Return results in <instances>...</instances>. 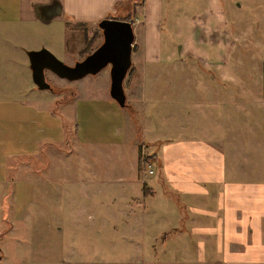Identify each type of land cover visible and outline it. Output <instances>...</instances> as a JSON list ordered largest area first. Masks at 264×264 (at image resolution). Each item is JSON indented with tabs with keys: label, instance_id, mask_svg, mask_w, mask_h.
Returning a JSON list of instances; mask_svg holds the SVG:
<instances>
[{
	"label": "crops",
	"instance_id": "1",
	"mask_svg": "<svg viewBox=\"0 0 264 264\" xmlns=\"http://www.w3.org/2000/svg\"><path fill=\"white\" fill-rule=\"evenodd\" d=\"M137 1L0 0V238L7 237L0 264L71 262L72 244L62 255V236L88 242L81 232L89 228L110 247L134 251L99 258L108 264H264V86L261 107L230 118L223 135L201 125V133L165 136L155 116L176 114L179 94L189 91L174 83L179 70L161 86L127 78L124 106L111 93L85 104L77 100L82 88H41L33 79L30 50L73 51L75 60L84 47L77 22L126 17ZM155 1L145 17L148 61L162 52ZM136 71L142 78L148 70ZM132 89L141 92L140 107ZM81 113L90 134L79 133ZM100 114L101 130L110 132L95 137ZM142 142L157 162L152 173L141 164Z\"/></svg>",
	"mask_w": 264,
	"mask_h": 264
},
{
	"label": "rangeland",
	"instance_id": "2",
	"mask_svg": "<svg viewBox=\"0 0 264 264\" xmlns=\"http://www.w3.org/2000/svg\"><path fill=\"white\" fill-rule=\"evenodd\" d=\"M147 1L145 5L142 4V0L135 2L129 14L134 13L132 20L136 47L133 46L132 67L134 71L128 72L124 86L127 78L138 82V85L156 83L161 86V84L164 85L165 80L170 82V77L167 78L166 74L169 70H179L180 73L174 75L176 78L174 83L183 85L189 90L188 92L182 91L184 94H179L177 102H180L181 107H174L176 114L167 116V118L155 116L159 124L157 126L159 133L165 136L197 134L201 133L199 126L205 125L207 131L218 127L219 134L223 135L222 126L223 128L224 125L228 127L230 118L246 117L253 110L261 107L258 101L262 99L261 85L262 88L264 86V0H157V6L161 8L162 15L158 45L162 52L159 60H149L152 62H149L145 55V17L156 1ZM157 6L155 8L158 14ZM110 16L113 15L105 17ZM86 28L90 35L95 30H99L100 34L93 43L94 48L97 47L103 41V31L99 22L87 24ZM86 28L80 29L78 46L85 45ZM60 45L62 48H68L64 44V35L60 39ZM86 54L88 53L78 50L75 60L73 51L69 55L61 52L57 56L63 61L70 57L71 64H74ZM110 67L111 65L108 64L97 73H89L76 79H67L54 74L53 79L47 78V80L59 86L60 89L82 88L77 100L86 104L87 100H104L108 96L111 98L107 88L111 83ZM137 69L138 71L145 69V71L148 70L147 73L151 71L155 74L147 76L144 72L146 75L141 78ZM154 69L159 73L164 71L165 75L156 74ZM140 93L138 89L130 91L131 99L138 107L143 103ZM163 94H165L164 90L159 94V99V96L156 97L155 104L161 106L164 103ZM162 99L163 101L159 102ZM83 103H80L81 111L85 106ZM182 107L186 108L182 109ZM232 111L236 114L231 113ZM129 112L132 114L135 111L131 109ZM135 115L138 116L137 112ZM104 117L102 114L96 117L101 123L98 129L95 128V133L93 132L95 137L96 135L102 137L110 132L101 130ZM213 117L216 118L215 121ZM84 119L85 114L81 113L82 125L79 133L90 134L91 132L85 129L87 126ZM166 124L170 128L173 126L174 129L163 132L162 127ZM153 132L156 135L155 130ZM150 149L154 147L150 146ZM140 154L141 164H144L147 172L152 173L148 169H155L157 162L144 142L140 146ZM148 163H151L150 167ZM92 230L89 228L86 232H81L88 233V242H85L81 236H79L80 241L77 239V242H72L73 235L62 236L65 242L62 245V255L66 253L65 250L69 249V243L72 244L71 262L66 264H108L99 258H104V260L128 258L134 253L130 250H121V247H110L111 243L107 244L105 236L95 234V232L92 234ZM6 238L2 236L0 243H4ZM33 254H36V251ZM86 255L88 260L84 259Z\"/></svg>",
	"mask_w": 264,
	"mask_h": 264
},
{
	"label": "water",
	"instance_id": "3",
	"mask_svg": "<svg viewBox=\"0 0 264 264\" xmlns=\"http://www.w3.org/2000/svg\"><path fill=\"white\" fill-rule=\"evenodd\" d=\"M99 26L103 30V41L74 64L61 60L47 47L30 50L33 79L37 85L41 88H52L47 80V69L67 79H76L89 73H97L110 64V93L121 106L126 105L124 81L133 63L135 44L133 20L104 17L99 20Z\"/></svg>",
	"mask_w": 264,
	"mask_h": 264
},
{
	"label": "trees",
	"instance_id": "4",
	"mask_svg": "<svg viewBox=\"0 0 264 264\" xmlns=\"http://www.w3.org/2000/svg\"><path fill=\"white\" fill-rule=\"evenodd\" d=\"M146 0H142V4L145 5ZM110 17H116V16H110ZM120 18V17H119ZM125 19H132L134 18V13L133 15H128L126 17H123ZM76 25H78L81 28H86L87 27V22H77ZM101 28V27H100ZM102 29V28H101ZM86 30V35H85V45L84 47L81 49L82 53H89L94 49L93 43L96 39V37H98V35L100 34L99 30H95L91 35L89 33H87V28ZM103 31V30H102ZM103 35V33H102ZM136 47V45H134ZM87 55V54H86ZM132 69V67H131ZM130 69V71H131Z\"/></svg>",
	"mask_w": 264,
	"mask_h": 264
},
{
	"label": "built area",
	"instance_id": "5",
	"mask_svg": "<svg viewBox=\"0 0 264 264\" xmlns=\"http://www.w3.org/2000/svg\"><path fill=\"white\" fill-rule=\"evenodd\" d=\"M148 166L150 167L151 166V163H148ZM148 171H150V172H153V170L152 169H148Z\"/></svg>",
	"mask_w": 264,
	"mask_h": 264
}]
</instances>
